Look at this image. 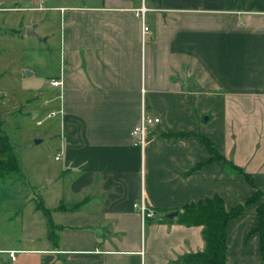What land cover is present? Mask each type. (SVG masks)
<instances>
[{
	"label": "crops",
	"instance_id": "0c3cea01",
	"mask_svg": "<svg viewBox=\"0 0 264 264\" xmlns=\"http://www.w3.org/2000/svg\"><path fill=\"white\" fill-rule=\"evenodd\" d=\"M20 1L46 13L25 30L57 46L49 80L63 95L58 236L30 252L40 264H183L202 252L200 227L161 218L213 196L230 211L255 191L210 161L198 136L263 188L264 0ZM142 115L160 122L140 148L132 131ZM139 203L154 216L143 218ZM255 210L228 224L225 264H264Z\"/></svg>",
	"mask_w": 264,
	"mask_h": 264
},
{
	"label": "rangeland",
	"instance_id": "374dc122",
	"mask_svg": "<svg viewBox=\"0 0 264 264\" xmlns=\"http://www.w3.org/2000/svg\"><path fill=\"white\" fill-rule=\"evenodd\" d=\"M31 3L0 0V129L21 169V178H0V249L17 245L25 251L16 254V262L0 254V264H40V256L30 252L50 245L40 206L50 210L53 221L60 215L52 209L65 201V179L59 176L65 170L63 115L58 113L63 95L49 85L59 66L58 48L26 36V25L46 20V13L27 9L34 7ZM51 27L56 36L58 21L52 20ZM50 112L55 116L48 117Z\"/></svg>",
	"mask_w": 264,
	"mask_h": 264
},
{
	"label": "trees",
	"instance_id": "16d2710c",
	"mask_svg": "<svg viewBox=\"0 0 264 264\" xmlns=\"http://www.w3.org/2000/svg\"><path fill=\"white\" fill-rule=\"evenodd\" d=\"M200 141L206 146L210 155V161L222 163L228 171L235 175H241L246 183L255 191L250 195L243 204L237 205L230 211H226L224 202L219 196L202 199L197 202L186 204L180 208L178 216L172 219L176 224L185 227H200L204 249L202 252L188 254L183 260V264H225L227 255V227L228 224L244 216L252 206H256L255 215L258 218V224L253 233L259 235L261 250L264 249V185L262 189H257L254 185L253 178L243 173L240 169L228 162L219 155L209 140L198 136ZM199 168L195 166L193 170ZM192 170V171H193ZM20 177L21 169L12 148L9 145L7 136L0 129V178L11 176ZM41 210L46 212L47 233L49 240H55L54 231L57 227L52 223L50 210H46L43 205ZM162 221L171 222L163 214Z\"/></svg>",
	"mask_w": 264,
	"mask_h": 264
},
{
	"label": "built area",
	"instance_id": "2783aa9c",
	"mask_svg": "<svg viewBox=\"0 0 264 264\" xmlns=\"http://www.w3.org/2000/svg\"><path fill=\"white\" fill-rule=\"evenodd\" d=\"M37 10H43V8L39 6ZM146 11L148 10L145 9L143 6L135 11L136 17L141 20L143 35L148 34L150 31L148 25L145 23L144 20V14L146 13ZM49 85L52 88L61 90V81L58 79L50 80ZM59 97L61 98L62 94ZM58 113L60 115H63V111L61 108L58 109ZM53 116H55L54 112H50L48 115V117H53ZM159 122L160 120L157 118H151L149 116L142 115L139 125L132 131V136L134 138V145L143 148L147 136L148 127L153 126L154 124H158ZM38 124H41V121H39ZM58 159L59 156H56L55 160ZM133 207L141 214L143 218H152L154 216L153 213L150 212L143 203L135 204ZM4 253H6L12 261H14L18 251H6Z\"/></svg>",
	"mask_w": 264,
	"mask_h": 264
},
{
	"label": "water",
	"instance_id": "95a60500",
	"mask_svg": "<svg viewBox=\"0 0 264 264\" xmlns=\"http://www.w3.org/2000/svg\"><path fill=\"white\" fill-rule=\"evenodd\" d=\"M34 29H35V26H31V27L27 28L26 36L27 37H36V34L34 33ZM36 143H38V142H36ZM177 216H178V212H172V213L167 214L166 218L173 219Z\"/></svg>",
	"mask_w": 264,
	"mask_h": 264
}]
</instances>
